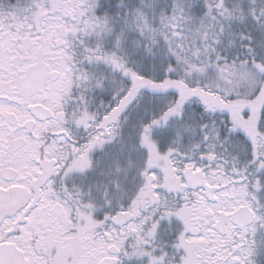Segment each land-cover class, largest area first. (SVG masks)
<instances>
[{
  "label": "snow or ice",
  "instance_id": "6c2138e0",
  "mask_svg": "<svg viewBox=\"0 0 264 264\" xmlns=\"http://www.w3.org/2000/svg\"><path fill=\"white\" fill-rule=\"evenodd\" d=\"M0 264H264V0H0Z\"/></svg>",
  "mask_w": 264,
  "mask_h": 264
}]
</instances>
